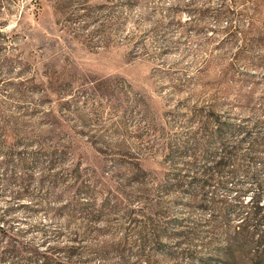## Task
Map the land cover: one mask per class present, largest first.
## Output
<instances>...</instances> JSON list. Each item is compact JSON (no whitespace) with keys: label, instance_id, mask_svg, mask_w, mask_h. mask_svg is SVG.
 Listing matches in <instances>:
<instances>
[{"label":"rangeland","instance_id":"1","mask_svg":"<svg viewBox=\"0 0 264 264\" xmlns=\"http://www.w3.org/2000/svg\"><path fill=\"white\" fill-rule=\"evenodd\" d=\"M63 3L83 17L76 26L59 24L56 0H0V128L18 154L10 166L0 155V211L11 210L28 250L70 248L80 238L85 254L73 264H198L181 239L164 238L162 247L153 236L154 225L184 216L153 197L169 170L162 145L198 102L264 94V0ZM226 10L233 21L218 19ZM231 26L250 33L252 53L241 54L247 38ZM7 171L20 181L9 185ZM83 185L96 186L95 201L78 199ZM78 203L96 219L72 217ZM61 253L54 257L66 261Z\"/></svg>","mask_w":264,"mask_h":264},{"label":"trees","instance_id":"2","mask_svg":"<svg viewBox=\"0 0 264 264\" xmlns=\"http://www.w3.org/2000/svg\"><path fill=\"white\" fill-rule=\"evenodd\" d=\"M147 1L127 0L125 4L134 8ZM67 9L63 0H56L55 13L65 29L76 26L83 18H76ZM234 16L231 10L217 12L218 19L233 21ZM129 20L125 18V23ZM154 24L163 26L162 21ZM226 31L234 37L247 38L241 54L252 53L256 48V41L241 27L231 26ZM127 39L132 41L136 37L130 34ZM230 99L215 96L210 102H198L179 114V130L162 145L163 163L169 170L158 186V196L153 197H157L161 209L168 200V204L182 208L184 216H176L166 222L167 226L154 225L153 236L162 247L164 238L181 239L190 260L198 264H264V94H238ZM7 134L1 127L0 155L5 158L4 165L10 166L18 154L6 149ZM17 173L7 171L8 184L20 181ZM78 192V199H96V186L83 185ZM73 210L72 213H78L71 214L72 217L81 213L82 217L85 214L84 220L96 219V211L88 204L78 203ZM10 216L11 210L0 211V264H73L75 258L84 256L80 238L79 244L70 248H48L43 253L34 248L28 250L18 242L20 231L15 232ZM146 229L147 226L142 228V236ZM148 240L141 237L138 245L145 248ZM59 251L66 261L54 257ZM25 253L30 256L25 257ZM137 257L145 262V251H139Z\"/></svg>","mask_w":264,"mask_h":264}]
</instances>
